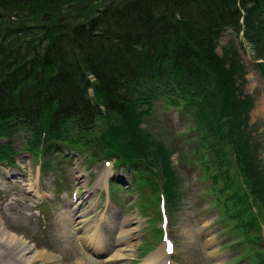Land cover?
I'll use <instances>...</instances> for the list:
<instances>
[{
	"label": "trees",
	"instance_id": "1",
	"mask_svg": "<svg viewBox=\"0 0 264 264\" xmlns=\"http://www.w3.org/2000/svg\"><path fill=\"white\" fill-rule=\"evenodd\" d=\"M228 30L259 52L264 0H0V138L25 135L44 163L64 150L114 160L159 215L161 191L169 209L183 199L172 152L142 128L161 100L189 117L214 205L257 208L264 224V172L245 133L253 98L237 49L219 45ZM13 143L0 162L14 160Z\"/></svg>",
	"mask_w": 264,
	"mask_h": 264
},
{
	"label": "rangeland",
	"instance_id": "2",
	"mask_svg": "<svg viewBox=\"0 0 264 264\" xmlns=\"http://www.w3.org/2000/svg\"><path fill=\"white\" fill-rule=\"evenodd\" d=\"M241 39L227 32L219 44L232 43L246 65L244 90L253 97V106L248 114L245 133L252 149L257 148V166L264 172V77L256 64L264 63V59H255L256 50L252 46L249 48L243 40L241 46ZM217 53L220 54V49ZM153 106L142 128H145L153 143H161L172 152L170 162L178 171L181 181L179 189L183 194L179 206L167 208V231L175 245L170 264H252L250 258L259 263L261 254L264 255V241L261 239L262 235L264 237V224L253 216L257 208L241 207L240 210L238 206L235 209L229 202L226 215H232L239 209L240 218L237 222L227 216L226 219L222 218L213 203L214 195L208 192L210 182L201 179V170L189 151L193 146V143L186 141L192 137L189 117L179 113L175 107L166 106L161 100L155 101ZM10 140L18 152L15 156L16 166H0V219L8 230L24 237L36 251L56 255L57 264H77L78 261L83 264H106L81 249L82 240H73V234L76 238L81 236L84 239L90 233L82 229L76 231L74 222L71 223L69 203H74L71 195L75 192L78 198L82 197V203L76 204L75 210L78 216L82 215L78 220L82 227L88 222L91 233L100 228L104 247L112 246L106 249V258L114 253L117 245V229L102 224L103 218L111 215L116 223L124 225V230L130 231L131 252L123 253L120 264H144L152 252L163 247L161 217L144 213V204L141 207L135 205L139 193L130 184L133 174L121 169L113 170L111 163L109 167L104 162L94 163L85 158L84 153L70 154L67 156L70 159L66 160L51 156L46 161L50 165L43 167L39 159L22 150L25 135L13 139L0 138V145ZM103 168L107 169L109 179L121 184L123 189L115 188L109 194L107 187H99L96 178ZM86 192L90 193L87 199ZM35 196L43 198L36 199ZM40 203L47 205H37ZM147 207L148 212L154 211L150 204ZM151 222H154L153 231L149 229ZM229 242L231 246L227 245ZM0 264L19 262L11 256V251L5 250L0 254ZM32 264L54 263L37 260Z\"/></svg>",
	"mask_w": 264,
	"mask_h": 264
},
{
	"label": "bare ground",
	"instance_id": "3",
	"mask_svg": "<svg viewBox=\"0 0 264 264\" xmlns=\"http://www.w3.org/2000/svg\"><path fill=\"white\" fill-rule=\"evenodd\" d=\"M108 178L109 174L107 170L101 169L98 172L97 184L100 188H106L108 186ZM36 198H42V196H36ZM72 216L74 219V214ZM77 218H75V220ZM103 220L104 223L110 228L113 227L114 230L117 229L116 231H118L115 236L117 243L116 249L111 256H108L107 259L104 260V262L108 264H120V261L124 257L123 253L131 252L132 245L129 243L130 231L124 230V225H118L117 223H115L113 216L104 217ZM128 223L129 221L127 220L126 224ZM86 227H90V225H87ZM87 229L91 231L90 228ZM84 244L86 248L92 249L95 253H101L105 250L104 245L100 239L98 229L87 237ZM5 250L11 251V256H13V258H16L19 264H32L37 260H42L44 262L51 261L54 264L58 263V257L56 255L47 253L46 251H36L34 246L30 244L24 237L8 230L0 219V254ZM168 259L169 257L166 255L165 247L163 246L159 250L151 253L150 256L146 258L144 264H168ZM77 264H83V262L78 261ZM215 264H219V262H216Z\"/></svg>",
	"mask_w": 264,
	"mask_h": 264
},
{
	"label": "water",
	"instance_id": "4",
	"mask_svg": "<svg viewBox=\"0 0 264 264\" xmlns=\"http://www.w3.org/2000/svg\"><path fill=\"white\" fill-rule=\"evenodd\" d=\"M59 22H61V20H59Z\"/></svg>",
	"mask_w": 264,
	"mask_h": 264
}]
</instances>
